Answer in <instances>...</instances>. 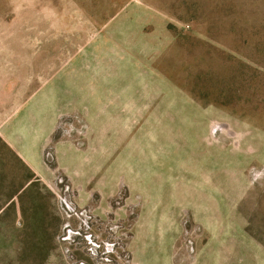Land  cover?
Returning a JSON list of instances; mask_svg holds the SVG:
<instances>
[{
    "label": "rangeland",
    "instance_id": "374dc122",
    "mask_svg": "<svg viewBox=\"0 0 264 264\" xmlns=\"http://www.w3.org/2000/svg\"><path fill=\"white\" fill-rule=\"evenodd\" d=\"M0 264H264V0H0Z\"/></svg>",
    "mask_w": 264,
    "mask_h": 264
}]
</instances>
